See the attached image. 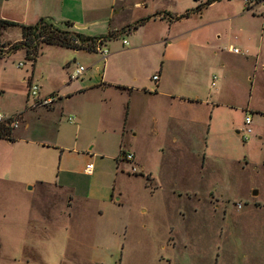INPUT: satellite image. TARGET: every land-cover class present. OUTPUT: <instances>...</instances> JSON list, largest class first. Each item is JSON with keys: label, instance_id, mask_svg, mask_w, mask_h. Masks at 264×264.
<instances>
[{"label": "rangeland", "instance_id": "rangeland-1", "mask_svg": "<svg viewBox=\"0 0 264 264\" xmlns=\"http://www.w3.org/2000/svg\"><path fill=\"white\" fill-rule=\"evenodd\" d=\"M205 1L0 0V18L7 21H28L38 9L59 13L58 21L92 20L85 32L92 37L119 27L97 45L105 50L106 72L122 64L134 65L139 76L145 75L140 52L125 51L143 44L144 37L151 44L171 41L177 52L179 41L186 40L189 32L201 34L205 37L202 49H192L198 56L194 58L191 49L188 55L198 70L207 64L199 77L206 85L211 76L215 84H221L217 96L223 106L206 123L205 133L201 127L193 135L199 134L197 145H205L207 153L229 157L208 168L210 181L193 177L195 195L188 199L167 195L165 179L154 191L143 188L140 178L125 176L130 175L128 170L118 173L113 161L118 156V137L100 129L101 122L119 124L116 97L98 90L65 99L60 94L73 67L80 66L83 79L87 76L92 83L99 55L34 41L35 51L41 48L28 80L36 91L31 98L24 91L26 109L21 119L25 139L46 146L30 157L47 165L44 181L60 189L0 184V264H264V117L252 113L264 111V0H214L206 5ZM183 12L187 14L166 22L167 17ZM143 13L159 20L141 26L135 40L121 34ZM56 28L66 35L74 33L65 26ZM17 38L15 26L0 30V57L7 56L0 59V73L10 82L0 90V115L21 110L17 78L28 75L31 68L21 49H9ZM227 45L237 53L227 50ZM255 56L263 69L251 68ZM163 57L162 66L171 75L178 63ZM187 63L185 59L179 68ZM113 77L123 79L116 71ZM54 94L60 102L52 112L30 109L35 99ZM244 115L249 133L241 140ZM67 116L73 117L72 124L65 121ZM132 123L140 127L138 120ZM20 141L13 136L10 143ZM166 158L173 157L167 154ZM85 164L91 167L88 175L82 173ZM191 168L194 171V160ZM208 193L213 197L208 198Z\"/></svg>", "mask_w": 264, "mask_h": 264}, {"label": "crops", "instance_id": "crops-1", "mask_svg": "<svg viewBox=\"0 0 264 264\" xmlns=\"http://www.w3.org/2000/svg\"><path fill=\"white\" fill-rule=\"evenodd\" d=\"M82 4V10L86 12L85 1ZM152 13H143L139 18L147 17L146 20L136 28L129 29L128 32L121 34L135 40V35H140L138 34V29L141 26L148 21L159 20V18H154ZM57 14L55 15V13L39 11L37 9L35 13L28 16V21L14 23L28 25L32 24L37 18H43L54 27H60L63 22H67L70 26L66 28L71 29L72 32L92 37L85 34L87 26L92 20L86 19L83 23L79 24L73 17H67L64 21H58L61 20V17L59 13ZM170 20L173 19L167 17L166 22H170ZM118 28L109 31H116ZM189 33L186 40L179 41L180 46L177 52L173 51L175 49L171 47V41L165 40L162 44L160 42L151 44L148 41L151 39H147V37L143 38V44L126 48L125 51L140 52V66L143 65L145 67V75L140 73L139 76L138 69L134 65L122 64H116L115 67L109 69V72H106L103 70V55L102 58H99L100 65L94 68L95 78L91 81L92 83L88 82L87 76L84 80L81 76L82 73L72 78L71 74L75 69L73 67L70 74L67 75V82L63 84V89L60 91L64 99L76 94H83L90 90H98L100 93L109 91L111 93L110 95L115 96L118 101L119 124H103L101 122L100 128L106 133L116 134L118 137L117 154L120 151L121 155L113 159L115 168H117L118 173H121L123 170H128L130 175L125 174L126 177L140 178L142 187L150 191L161 187L160 182L165 179L169 183L165 191L168 190L167 195L175 199H188L193 197L195 195L192 189L193 177L199 181H210L208 168L211 169L214 167V163L217 161L221 162V164H223V161H229L228 156L214 157V155L207 153L205 145H197L199 134L196 136L193 135V131H200L201 127L205 133L209 129V123H206L210 122L211 116L223 105L221 99L217 96L221 92V84L219 82L215 84V79L213 80L212 76L208 80L207 85L205 80L199 78L201 77L202 71L208 68L207 64L200 66L201 69L198 70L194 67L195 64L193 63L192 57L188 55V49H191V52L189 51L190 54L194 55V58L198 56V53L192 51V49H202L199 46L203 45L205 37L201 36V34H196V32L193 33V31ZM17 40H19V33ZM121 43L125 44L123 40H121ZM228 48L232 47L227 45V50ZM73 51L78 52L80 50ZM20 55L22 57V51ZM166 55L170 60L178 63V67L171 75L167 74L160 61ZM6 57H0V59ZM185 59L186 63L188 62L187 65L179 68L181 63H185ZM33 61L30 64L31 68L29 69L28 75L25 74L23 77L17 78V86L19 88L17 95L18 97L20 95L22 96L21 110H12L0 115V121L15 118L17 123L15 122L13 127L9 126V136L11 140L13 136L21 140V144H11V141L0 139V184L27 183L31 187L37 186L39 189L51 187L52 189L59 190L60 186L47 183L43 179L42 172L46 171L47 165L38 160H33L30 157V154L34 152L39 153L40 149L46 146H43L38 141L25 139L26 130L22 123L21 113L26 109V105L24 104V91H26V85L29 82L28 76L29 78L31 77ZM253 62L252 69L255 68V65L259 69H263V64L258 62L257 56L253 59ZM17 63L19 66L21 65L19 62ZM19 66L16 65V67ZM179 69H182L181 75L180 73L177 75ZM114 71L123 75V79L113 77ZM185 71H187L188 75L183 76ZM151 75L155 76V80L149 79ZM9 84L10 82L1 70L0 90L2 86H9ZM203 86L204 91L202 90ZM44 99H49V102L44 105L33 106L34 103L39 101L35 99L30 109L52 112L55 104L60 102V96L58 94H54L52 97H45ZM57 110L60 111L61 108L58 107ZM252 113L253 115L264 117V111H252ZM243 117L247 116L244 115ZM66 118L65 121L72 124L73 117L67 116ZM135 120L140 122V127L133 125L132 122ZM241 125L243 128L242 121ZM234 133L236 132L234 131ZM123 135H125L124 139H122ZM125 153L130 155L129 160L122 159V154ZM167 154L173 158H166ZM244 159L245 157H242V160ZM193 160L195 163L194 171L191 168ZM170 167H174V169L167 171V168ZM130 169H132V172H130ZM55 179L54 177L53 180ZM183 182L184 185H182ZM209 195L213 197L211 193H208V198ZM113 200L116 201V198Z\"/></svg>", "mask_w": 264, "mask_h": 264}, {"label": "trees", "instance_id": "trees-1", "mask_svg": "<svg viewBox=\"0 0 264 264\" xmlns=\"http://www.w3.org/2000/svg\"><path fill=\"white\" fill-rule=\"evenodd\" d=\"M214 0H206L203 4H208ZM200 5H196L194 10L199 9ZM247 5L243 3V9H246ZM187 12H183L180 15H177L171 19H176L178 17L185 16ZM147 17L138 18L129 25H126L127 28L134 29L139 24H141ZM15 26L18 28L19 40L17 44L11 46L9 49L13 52L16 49H21L23 58L31 62L34 60V57L37 53L36 45L34 41H39L43 45H52L58 46L61 48H68L72 50H82L85 52H93L94 45L96 41L107 40L109 39V32H106L102 36L88 37L83 36L78 33H71L66 35V32L58 30L56 27L51 25L47 20L43 18H37L32 24L20 25L11 21H6L0 19V30L5 27ZM62 26L68 27L69 23L63 22ZM9 119H5L0 122V139L11 141L9 136ZM118 155H121V152H118Z\"/></svg>", "mask_w": 264, "mask_h": 264}, {"label": "built area", "instance_id": "built-area-1", "mask_svg": "<svg viewBox=\"0 0 264 264\" xmlns=\"http://www.w3.org/2000/svg\"><path fill=\"white\" fill-rule=\"evenodd\" d=\"M98 42H99V40L96 41V46H94V51L99 55L100 58H102V56L104 55V50L98 48V46H100ZM228 50L231 53H236L237 52V50L234 49V48H228ZM16 65L19 66L18 63ZM81 72H82V68L80 66H77L73 70V73L71 74V77L72 78H75ZM149 79L150 80H155V76L154 75H151L149 77ZM35 91H36V86L33 85V84L31 85L28 82L27 85H26V95L29 98H31L35 94ZM48 102H49V99L39 100L38 102L34 103L33 106H36V105H44V104H46ZM66 120H68V119L66 118ZM15 122H16L15 118H12L10 120V122L8 123V126L13 127L15 125ZM247 123H248V118L247 117H243L242 118V124L244 125V127L242 128L241 133H240L241 140H244L245 137H246V135L249 133V128L247 127ZM122 159L123 160H129L130 159V155L128 153L122 154ZM89 172H90V165H88V164L84 165V167L82 168V173L85 174V175H88ZM130 172H132V169H130Z\"/></svg>", "mask_w": 264, "mask_h": 264}, {"label": "water", "instance_id": "water-1", "mask_svg": "<svg viewBox=\"0 0 264 264\" xmlns=\"http://www.w3.org/2000/svg\"><path fill=\"white\" fill-rule=\"evenodd\" d=\"M28 189V188H27Z\"/></svg>", "mask_w": 264, "mask_h": 264}]
</instances>
